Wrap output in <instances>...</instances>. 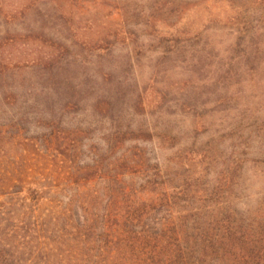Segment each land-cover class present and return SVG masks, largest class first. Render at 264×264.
Here are the masks:
<instances>
[{
	"label": "rangeland",
	"instance_id": "1",
	"mask_svg": "<svg viewBox=\"0 0 264 264\" xmlns=\"http://www.w3.org/2000/svg\"><path fill=\"white\" fill-rule=\"evenodd\" d=\"M0 130L42 209L166 241L230 215L264 245V0H0Z\"/></svg>",
	"mask_w": 264,
	"mask_h": 264
},
{
	"label": "trees",
	"instance_id": "2",
	"mask_svg": "<svg viewBox=\"0 0 264 264\" xmlns=\"http://www.w3.org/2000/svg\"><path fill=\"white\" fill-rule=\"evenodd\" d=\"M164 136L174 140L168 133ZM0 176V264H222V256L243 242L230 215L212 227L194 223L184 236L168 231L166 241L165 233L153 238L133 227V215H118L113 209L97 225L85 199L42 209L37 191L15 193L2 180L5 174ZM10 195L15 199H7ZM238 248V261L264 264L263 240L261 246Z\"/></svg>",
	"mask_w": 264,
	"mask_h": 264
}]
</instances>
